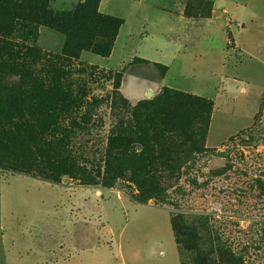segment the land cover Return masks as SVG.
I'll use <instances>...</instances> for the list:
<instances>
[{
  "label": "rangeland",
  "instance_id": "obj_1",
  "mask_svg": "<svg viewBox=\"0 0 264 264\" xmlns=\"http://www.w3.org/2000/svg\"><path fill=\"white\" fill-rule=\"evenodd\" d=\"M79 1L56 0L51 8L68 15L85 0ZM185 1L188 18L220 19L218 25L227 20L233 38L215 33L213 41L189 40L185 52H178V45L163 37H133L127 45L115 42L109 57L92 45L67 59L65 31L43 26L30 35L21 27L13 36L41 50L43 60L34 72L39 80L53 84L51 66L62 69L66 90L83 99L79 109L59 118L67 131V154L87 173L74 171L73 178L52 185L0 169V196H9L13 208L2 214L0 209V264H44L46 249L62 244L70 250L76 235L86 236L84 223L113 231L110 243L118 261L109 254L107 261L95 260L98 264H193L195 253L181 250L175 240L171 217L179 214L200 228L204 249L219 245L238 264H264V0ZM109 2L116 15L130 8L128 0ZM240 7L248 17L233 16ZM150 22V32L165 30L152 24L153 18ZM117 74L123 75L120 95ZM20 82L9 75L6 83ZM3 83L0 77V109ZM34 86L28 83V90ZM165 91L212 101L208 131L188 120L172 129L163 115L170 107ZM130 92L143 98L134 102ZM141 102L158 107L149 125L133 111ZM38 103L30 97L25 105ZM83 175L96 184L113 179L115 187L84 185ZM217 258L213 255L215 264Z\"/></svg>",
  "mask_w": 264,
  "mask_h": 264
},
{
  "label": "trees",
  "instance_id": "obj_2",
  "mask_svg": "<svg viewBox=\"0 0 264 264\" xmlns=\"http://www.w3.org/2000/svg\"><path fill=\"white\" fill-rule=\"evenodd\" d=\"M54 2L56 0H0V77L4 81L2 90L5 94V106L0 109V169L14 176H26L60 185L63 177H72L74 171L87 173L85 167L78 166L67 154V131L61 128L59 118L63 113L67 115L79 109L83 99L74 98L66 90L62 83L65 75L62 69L51 66L53 84L39 80L34 72L43 60L41 50L27 44L26 40L23 43L17 42L15 34L19 33L21 27L31 35L40 27L48 26L67 33L65 58L74 54L73 58L77 59L80 52L90 49L92 45H95L94 48H102L101 55L109 57L124 20L101 14V0H85L68 15L55 13L51 8ZM63 22L67 23L61 25ZM64 57L61 59L64 60ZM9 75H18L21 82L6 83ZM122 78V74H117L115 78L118 95ZM31 82L35 84L33 91L28 90V83ZM10 89L13 91L9 92ZM162 96L167 106H170L167 110L163 109V115L172 129L177 130L180 123L181 128V121L188 120L190 124L198 123L202 131H208L214 107L212 101L172 91H165ZM30 97L37 98L39 103L31 107L25 105ZM122 100L129 105L126 99ZM157 108L156 105L141 102L133 111L137 119L149 125L158 115ZM60 134L61 138L58 136ZM41 165L48 167L42 168ZM80 177L79 181L87 186L115 187L113 179L96 184L86 180L84 175ZM132 201L147 205L136 199ZM171 223L178 247L195 253L193 264H215V254L218 256L217 264L239 263L229 252H222L219 245L211 250L204 249L206 239L202 237L200 228L187 222L184 215L172 217Z\"/></svg>",
  "mask_w": 264,
  "mask_h": 264
},
{
  "label": "crops",
  "instance_id": "obj_3",
  "mask_svg": "<svg viewBox=\"0 0 264 264\" xmlns=\"http://www.w3.org/2000/svg\"><path fill=\"white\" fill-rule=\"evenodd\" d=\"M83 1L84 0H81L79 1V3ZM109 1L110 0H101L99 6L100 13L106 16L116 17L124 20V25L121 27L119 31L116 44L118 41H122L123 44L126 43L127 45V43L133 37H141L144 40L149 38L153 39L154 37H163L168 44H171L172 46L177 44L179 48L178 52L181 51L185 52L184 49L186 47L184 44L188 43L189 40H193L196 42L201 38H206V39H212L213 41V39L216 37L215 33L221 34L225 39H226L225 34L227 35L230 34V38L231 39L233 38L232 24L228 23L227 20H225V23L223 22V24L218 25L217 21H219L220 19H215V18L203 19L202 17L188 18L185 15L186 7H187L185 0H128L130 7L129 9H127L128 11H126V13L125 11H122V13H119L117 15L111 13L110 11L111 6ZM229 10L231 9L229 8ZM232 14L235 18H237V15L248 17L250 13H248L247 8L240 7L236 10V12L234 11V13ZM152 18L154 20V23L152 24L156 25L157 27L164 26L165 30L157 29L156 31L153 32L147 30L146 28L151 23L150 21L152 20ZM138 25H140L141 30L135 31L134 27H137ZM243 31L246 32L247 29H242L241 32ZM114 51H116V49ZM143 92L145 93V90ZM127 97L135 102V101H140L143 98V94H139L137 92L136 93L130 92L127 93ZM0 198H1V202H0L1 214L3 212H11V209L13 208H11L10 205H8L11 198L9 196L5 197L2 194ZM119 199H121V197H119ZM40 202L45 203L43 199L40 200ZM73 208L74 207H69L70 210ZM50 209H56V206L54 207L51 206ZM71 211L73 213L75 212V210H71ZM76 212H80V210L77 209ZM86 218H83L85 222H87L88 220ZM1 222H2V217H0V224ZM84 224L86 228L85 229L86 236L77 238L76 235L75 238L72 239L74 245L70 250L69 248L68 249L66 248L67 247L66 245L62 246V244L61 245L56 244L53 249H46L45 256L43 255L46 261V263L44 264H94V262L95 264H98L96 262L98 260H102V261L103 259H105L106 261L109 260L107 258L109 254L112 257H115L114 259L115 261H118L115 254L116 251L115 249H113L110 243V239L114 235L113 231L111 233L109 229L107 228L106 230L103 228L99 229L98 226H96V230L93 227H90L89 229L88 226L89 225L92 226V224H88V223H84ZM48 233L51 234L52 232H48ZM72 234L74 235V232ZM76 240L77 243L75 242ZM95 240L97 243L96 244L97 247H95L96 245H94ZM100 241L102 243H100ZM67 250H68V255H65L63 252ZM28 251L31 254L33 252L30 250ZM121 251L122 249L118 248L117 256L122 255ZM63 255H65V257ZM28 257H29V253L27 255V258ZM39 258H40L39 261L41 263V257ZM51 260H55V261L52 262ZM23 263L26 264V262Z\"/></svg>",
  "mask_w": 264,
  "mask_h": 264
}]
</instances>
